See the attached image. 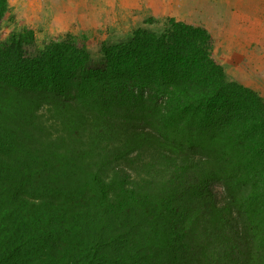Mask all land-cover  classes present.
I'll return each instance as SVG.
<instances>
[{
	"label": "trees",
	"instance_id": "obj_1",
	"mask_svg": "<svg viewBox=\"0 0 264 264\" xmlns=\"http://www.w3.org/2000/svg\"><path fill=\"white\" fill-rule=\"evenodd\" d=\"M213 44L168 18L94 68L0 40V264H264V101Z\"/></svg>",
	"mask_w": 264,
	"mask_h": 264
},
{
	"label": "rangeland",
	"instance_id": "obj_2",
	"mask_svg": "<svg viewBox=\"0 0 264 264\" xmlns=\"http://www.w3.org/2000/svg\"><path fill=\"white\" fill-rule=\"evenodd\" d=\"M6 1L8 13L0 25V40H6L11 32L30 30L33 33L36 46L42 48L53 39L65 35L76 36L85 41L90 65L94 68L103 64V46L125 40L136 29L143 28L158 32L163 29L168 18L190 24L171 15L172 0ZM181 6L182 0L177 1V10ZM240 9L242 11L247 7L243 5ZM194 15L188 19L194 22ZM260 19L262 20V18ZM259 28L264 31V20L260 23ZM240 32L235 30L233 35L226 36L224 34L223 37H217V40L208 32L214 40L211 56L221 66L228 80H233L255 91L264 101V33L262 34L263 38H258L253 43L261 45L262 52L257 53L258 48L250 44L249 50H252L254 54L247 58L240 52L231 51L232 47L238 44V40L244 39H238L237 35ZM234 35L238 40L235 39L232 44ZM228 42H230L229 45ZM256 57L259 59L258 63L255 61ZM250 67L256 71L251 73ZM130 174L134 177L133 173ZM212 190L216 197L221 193V188L218 185H214Z\"/></svg>",
	"mask_w": 264,
	"mask_h": 264
},
{
	"label": "crops",
	"instance_id": "obj_3",
	"mask_svg": "<svg viewBox=\"0 0 264 264\" xmlns=\"http://www.w3.org/2000/svg\"><path fill=\"white\" fill-rule=\"evenodd\" d=\"M177 1L179 0L171 1V15L177 16L187 23L202 26L212 36L216 37V40L217 37H223L224 34L226 36L233 35L235 30H239V32L241 30L237 35L238 39L244 38L245 40L239 41L237 36H232V44L235 39L238 40V44L232 47L231 51L240 52L241 55H245L247 58H249V55L254 54L252 50H249L250 44L255 43L258 38H263L262 34L264 31L259 27L264 20V0H182V6L178 10L176 8ZM243 5L247 9L241 11L240 7H243ZM193 14H195L194 22L188 19ZM229 44L230 42H228ZM253 46L258 48L257 53L262 52L261 45L253 44ZM258 60V57H256L255 61L257 62ZM249 69L251 70L252 67ZM255 71L253 68L251 73Z\"/></svg>",
	"mask_w": 264,
	"mask_h": 264
}]
</instances>
